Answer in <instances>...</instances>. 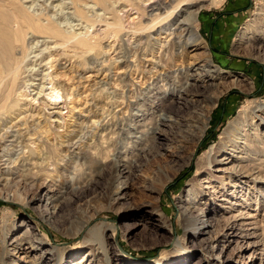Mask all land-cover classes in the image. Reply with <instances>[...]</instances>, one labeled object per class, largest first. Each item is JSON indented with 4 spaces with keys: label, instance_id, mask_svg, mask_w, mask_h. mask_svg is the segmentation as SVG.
I'll use <instances>...</instances> for the list:
<instances>
[{
    "label": "rangeland",
    "instance_id": "1",
    "mask_svg": "<svg viewBox=\"0 0 264 264\" xmlns=\"http://www.w3.org/2000/svg\"><path fill=\"white\" fill-rule=\"evenodd\" d=\"M31 1L49 14L61 9L53 8L60 0ZM65 2L53 18L84 32ZM108 4V11L94 5L98 22L88 37L95 49L49 45L42 59L50 63L36 66L35 85L10 99L22 112H0V264H101L104 252L109 264H169L174 257L181 264H264V179L234 175L229 184L220 169L235 159L213 173L223 184L209 176L217 169L211 159L227 152L224 131L234 119L253 116L259 127L250 132L264 143V0L185 1L168 15L177 0H149L145 11L125 0ZM192 12L202 44L181 45L182 21ZM103 17L119 22L117 34ZM205 65L218 71L188 78L197 68L204 74ZM89 144H100L110 159L103 169L91 162ZM113 158L134 164L123 169L118 190ZM112 224L120 227L114 235ZM94 232L104 248L91 242ZM91 246L94 256L85 257Z\"/></svg>",
    "mask_w": 264,
    "mask_h": 264
},
{
    "label": "bare ground",
    "instance_id": "2",
    "mask_svg": "<svg viewBox=\"0 0 264 264\" xmlns=\"http://www.w3.org/2000/svg\"><path fill=\"white\" fill-rule=\"evenodd\" d=\"M93 1H94L93 5L90 6L91 4L88 5V3L84 0H70V3L73 4V8H74L73 13L78 18L77 20L80 21V24L84 23L83 27L85 28V31L80 32L74 30L72 28V25L70 26L71 27L70 30H67V28L62 26L64 22L70 25V22L67 19L65 21L64 19L58 20V18L55 19L53 18L57 10L62 11L64 8H68L66 5L67 2H65V0H60L56 5H53V8L60 6L61 9L54 10L50 14L49 11L52 10L48 9V7L46 6L41 7L40 9H34L33 6L35 4V1L26 0L25 2H30L29 5L24 6V4L22 3L21 6H17L14 2H10V1L6 2L5 0H0V112H7L10 110H14V113L18 115L22 112L19 108L11 104L10 99L13 94H15L16 92L19 93L21 89H25L27 86L30 87L35 85V83L33 82L34 80H36L35 76L38 75L37 73L38 67L36 68V66L39 65L42 60H46L42 66H44L47 63H50L48 61L49 59H44V58L42 59V57L44 56V51L49 49V45L52 44L54 46L56 45L62 46L63 48H67V49L69 48L73 51H78V52H91L95 49V46L97 44L91 42V39L88 37V28L94 26L95 21H97L96 17H98V14L94 12L95 11L94 5L100 4L102 7H104L105 10H107L109 7L108 4L109 0H93ZM148 1L149 0H125V2L135 5L137 7V10L139 11H145V8L142 7V4ZM185 1H192V0H177V4L176 5L173 4L172 6V10H167L168 11L167 15L172 13V11L174 10V8H176V6H178L180 3ZM81 3L83 5H81ZM43 4L44 3H42L41 5L43 6ZM90 11L91 14L87 15L88 12ZM90 15H92L93 18L90 19ZM157 19L158 16H155V20L153 18L154 22ZM100 21H103L107 26V28L110 31L114 32L115 34L119 32L120 30L118 26L119 22L117 23L112 19L110 21V19L108 20V18L100 19ZM182 22H183V26L181 25V27L183 28L180 29V33H179V40H180L179 42L181 43V45L186 44L187 42H193L196 45L197 44L201 45L202 39L196 28V22H197L196 12H192L191 14H189ZM152 23L141 27L142 29H149L153 27L155 24ZM182 36H183V40H181ZM38 60L40 61L38 62ZM208 63L210 64V60L208 61ZM197 70L198 68L193 72L187 73L188 78L189 79H193L195 77L203 78L210 75L209 73L212 71L213 72L218 71L216 69L215 70L211 69L210 66L208 68L206 67L204 74H202L201 71H197ZM222 73L223 72L221 71L218 74H222ZM45 76H46L45 74H42L39 80L40 79L42 80L43 78L45 79ZM44 83H45L44 81H41L37 83V85L32 89V90H36L35 94H39L42 91ZM186 85L188 84L186 83ZM50 94L51 96H55V97L59 95V92L55 86L51 87ZM209 100L211 101V99ZM205 115L206 113L205 114L202 112L199 113V117H202L204 119L203 123L206 122ZM249 121L247 122L246 119L240 121V118H237L234 119L227 126V129L224 131L225 136L221 146V149L227 148V152L220 153L222 152V150H219L220 152H218V155L213 157L209 163L213 168L214 167L217 168L219 166L221 167L229 163L230 161H234L233 159H235V161L237 160L238 161L237 164L234 163L230 167L227 168L224 167L222 170L220 169V171H223L228 174L227 175L228 183L232 185L235 184V180H236L232 177L234 175L236 176V175L247 174L249 177H251L250 179L253 182H256L261 178L264 179L263 176L262 177L260 176L261 174L260 169L256 165L259 161L258 159V157H260L259 155L262 156L261 153L262 151L264 152L262 146L263 143L262 136L260 137L257 134H252L253 132H250V130H257L259 126L258 123L256 124L253 121V116L251 117V121L250 122ZM1 129L4 130L5 129L4 126ZM42 131L45 133L46 132L45 128L44 129L42 128ZM250 133L251 135L254 136L256 141L252 149L250 148V144L252 140H250L248 137L250 136ZM98 145L100 144L88 145L89 149L95 150L90 152L91 154L90 159L91 162L98 165L100 169H103L105 163L110 159L108 160V158L101 155V152L100 150H98L97 147ZM101 147L107 148L108 146L103 144L101 145ZM46 158H48V156H45L42 161H44ZM115 158L112 159L113 164L111 165L112 171H111L110 179H113V181L115 179L114 182H117L119 178L122 177V173L124 172L123 169H128V172H131L132 169L134 168V164L131 163V161L127 160V158H124L120 161L116 160ZM243 161H245L246 164H241ZM253 161L254 163H251ZM27 164L28 162L25 163L22 162L20 166L24 168L25 166H27ZM24 169H23L24 171L28 170V168H24ZM215 171H219V169L218 168L216 170L211 169L209 176L212 178L214 176L216 179H218L217 182L219 181L220 184H223L222 182L223 178L221 176L213 175ZM119 185H123L122 180L118 182V185H116L117 190L120 187ZM49 198H52V196H50ZM53 208L55 210L57 208V204H55ZM46 215L40 216V219L41 220L49 219L48 213H46ZM247 217L254 218L256 216L254 213H252L249 214ZM22 224H24L23 221ZM110 227L112 229V235H114L120 230V227L114 224H112ZM33 241L34 240L30 241L29 248L34 247ZM91 242L96 243L99 248L101 247V249L102 247L104 248V238L99 233L96 234L94 232V235L91 238ZM95 250L96 249H94V247L91 246V248L85 254V257L94 256ZM100 253H102V251ZM102 254H103V259L101 264H109L110 256H106V252ZM119 256L122 257L121 260H123L124 263L131 262V259L128 257V255L124 254L123 251L119 253ZM172 261L174 262H171L169 264H181L179 263L178 260H176V257L172 258ZM81 262L83 264L84 260L82 259Z\"/></svg>",
    "mask_w": 264,
    "mask_h": 264
}]
</instances>
